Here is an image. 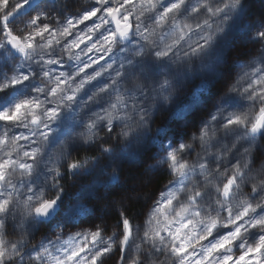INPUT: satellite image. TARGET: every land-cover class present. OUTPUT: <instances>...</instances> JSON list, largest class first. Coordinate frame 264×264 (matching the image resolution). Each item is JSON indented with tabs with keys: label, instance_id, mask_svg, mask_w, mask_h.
<instances>
[{
	"label": "snow or ice",
	"instance_id": "obj_1",
	"mask_svg": "<svg viewBox=\"0 0 264 264\" xmlns=\"http://www.w3.org/2000/svg\"><path fill=\"white\" fill-rule=\"evenodd\" d=\"M114 257L264 264V14L248 0H0V264Z\"/></svg>",
	"mask_w": 264,
	"mask_h": 264
},
{
	"label": "trees",
	"instance_id": "obj_2",
	"mask_svg": "<svg viewBox=\"0 0 264 264\" xmlns=\"http://www.w3.org/2000/svg\"><path fill=\"white\" fill-rule=\"evenodd\" d=\"M14 0H12L13 2ZM248 12L251 14V15H260V14H264V0H248ZM243 50H246L244 48H241V47H238L237 48V51H239L240 53H242ZM190 85V84H189ZM169 127H170V130L176 134H178L179 132V129H180V125L176 122L174 123V121H169ZM148 162H151V161H148ZM125 176L128 180L129 183H132L133 181L137 180L138 179V176H139V172L137 169H128L126 168L125 169ZM167 179L168 177H161L157 182L156 184L154 185L155 188H160L163 186V184H166L167 183ZM75 192H76V189L71 187V185L68 186V198L71 197V196H74L75 195ZM142 210V206H137L133 212H132V215L134 216H137L140 214Z\"/></svg>",
	"mask_w": 264,
	"mask_h": 264
},
{
	"label": "rangeland",
	"instance_id": "obj_3",
	"mask_svg": "<svg viewBox=\"0 0 264 264\" xmlns=\"http://www.w3.org/2000/svg\"><path fill=\"white\" fill-rule=\"evenodd\" d=\"M256 16H258V15H256ZM82 47H83V45H82ZM247 51H248V49L243 50L241 54L243 55ZM92 55H95V53H93ZM198 85H199V81L198 80L197 81H193L192 83H190V85H188V87L186 89V95H185V99L186 100L191 98L193 92H195V90L198 88ZM174 123H176V122H174ZM179 134H180V132H178L177 135H179ZM73 197L74 196H71V197H69V199H72ZM142 212H143V208H142V210H141L139 215H141ZM139 215H137V216H139ZM106 264H115V257L113 259H111V260L106 261Z\"/></svg>",
	"mask_w": 264,
	"mask_h": 264
}]
</instances>
